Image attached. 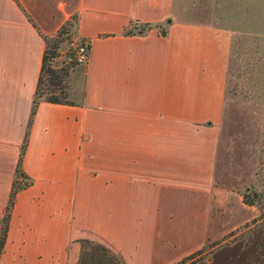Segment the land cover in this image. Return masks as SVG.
Instances as JSON below:
<instances>
[{
  "label": "crops",
  "instance_id": "0c3cea01",
  "mask_svg": "<svg viewBox=\"0 0 264 264\" xmlns=\"http://www.w3.org/2000/svg\"><path fill=\"white\" fill-rule=\"evenodd\" d=\"M17 1L0 0V223L26 131L30 183L0 264H77L82 237L125 264H179L256 216L241 191L254 154L223 131L235 31L215 15L219 0ZM73 14L89 44L83 93L41 99L30 120L42 33ZM134 22L151 27L125 32ZM256 228L187 264H264V239L238 243Z\"/></svg>",
  "mask_w": 264,
  "mask_h": 264
},
{
  "label": "rangeland",
  "instance_id": "374dc122",
  "mask_svg": "<svg viewBox=\"0 0 264 264\" xmlns=\"http://www.w3.org/2000/svg\"><path fill=\"white\" fill-rule=\"evenodd\" d=\"M215 15L222 20L223 25L233 26L223 27V30L235 31L228 61L227 56L223 55L224 70L227 68L225 102L228 103L223 113L226 117L223 131L237 133L238 148L241 146L247 147L248 152L250 150V153L254 154L253 175L241 191L253 200L254 210L257 211L256 216L243 226L232 230L236 231L230 236L228 233L221 242L222 244L229 243L239 238L249 229L257 227L238 242L255 247V245H261L262 239H264V0H219L216 4ZM143 25L144 23L140 24V26ZM65 26L67 30L61 31L60 34L55 36V38L59 37L61 39L56 48L50 46L56 33L46 34L49 44L48 50L55 49L56 52L53 57L47 60V63L51 64L52 67L67 68L68 74L63 80V84L66 87L67 98L71 100L73 99L72 92L76 93V97H80L83 93L86 61H78L75 58L77 48L82 41V38L75 33V23L73 26L69 24ZM145 27L143 30H147L151 26ZM47 77V72L44 71L43 91L47 84ZM234 101L238 102L237 107L233 106ZM245 101H248V107H246ZM235 116L240 120L229 118ZM20 181L21 183H28L29 179L20 177ZM242 211H236V216L245 213V211ZM161 221L164 222L163 219ZM168 221L171 224H176L177 218ZM212 230L213 228L210 226L208 232ZM197 238L192 234L184 237V248ZM260 250L261 248L258 249L259 252ZM188 261L190 260H186L187 263ZM183 262L185 261L182 260L179 264Z\"/></svg>",
  "mask_w": 264,
  "mask_h": 264
},
{
  "label": "trees",
  "instance_id": "16d2710c",
  "mask_svg": "<svg viewBox=\"0 0 264 264\" xmlns=\"http://www.w3.org/2000/svg\"><path fill=\"white\" fill-rule=\"evenodd\" d=\"M75 22H76V14H73L63 24H61L59 28L55 31L56 35H54L53 42L51 43L50 46L53 48H56L59 45V41L61 39L59 37L55 38V36L60 34L61 31L67 30V27L65 26L66 24L73 26ZM144 25L147 27L151 26L149 23H144ZM144 25L140 26L138 29L143 30L144 28H146ZM125 32L127 33L134 32V30L127 27ZM42 35L45 39V49H44L43 56H42L41 69L39 72L36 89L33 95L30 120L35 111V107L37 103L41 99L46 100V101H51V102H57V103H65V102L71 101L67 98L66 87L63 84V80L68 74L67 68L66 67L56 68V67H52L51 64L47 63V60L53 57L56 52H55V49H50V51L48 50L49 44L47 40V35L44 33H42ZM82 41L85 42V39L82 38ZM86 46L88 49L89 44L86 43ZM48 52H49V55H48ZM44 71L47 72L48 77H47L46 87L44 88L45 90L43 91L42 82H43ZM26 141H27V131L25 132V135H24V139L21 145V150L19 153L17 165L15 168V178L11 184V189L9 192L5 210L1 218L0 253L3 249V245L6 239L8 223H9L10 213H11L12 205L14 202L15 194L19 188L24 187L30 183V182L21 183L20 181V177H26L27 179H29L28 176L25 175L23 169L21 168V158H22V155L25 149ZM242 198L245 203H248V204L254 203L253 200L249 198V196L245 192L242 193ZM235 231H231L229 233V236L233 234ZM225 238L226 237L221 238L220 241H212L206 246H203L197 249L196 251L191 252L186 257L187 260H190L191 262H193L199 259L204 254L210 252L216 246H219L220 244H222L221 241H223ZM79 241H80V251L78 254V258H77V264H125L123 259L111 247L107 246L106 244L100 241L94 240V239L87 238V237L79 238ZM184 261L185 262H183L182 264H187L186 260Z\"/></svg>",
  "mask_w": 264,
  "mask_h": 264
},
{
  "label": "built area",
  "instance_id": "2783aa9c",
  "mask_svg": "<svg viewBox=\"0 0 264 264\" xmlns=\"http://www.w3.org/2000/svg\"><path fill=\"white\" fill-rule=\"evenodd\" d=\"M140 27V24L137 23H132L131 25H129V28L133 29L134 31H136L138 28ZM87 46L86 43L84 41H81V43L79 44L76 54H75V58L78 61H87Z\"/></svg>",
  "mask_w": 264,
  "mask_h": 264
}]
</instances>
